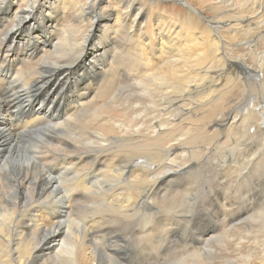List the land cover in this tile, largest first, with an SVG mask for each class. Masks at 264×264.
<instances>
[{
    "label": "bare ground",
    "instance_id": "6f19581e",
    "mask_svg": "<svg viewBox=\"0 0 264 264\" xmlns=\"http://www.w3.org/2000/svg\"><path fill=\"white\" fill-rule=\"evenodd\" d=\"M147 1L0 0V264H264V0Z\"/></svg>",
    "mask_w": 264,
    "mask_h": 264
},
{
    "label": "rangeland",
    "instance_id": "374dc122",
    "mask_svg": "<svg viewBox=\"0 0 264 264\" xmlns=\"http://www.w3.org/2000/svg\"><path fill=\"white\" fill-rule=\"evenodd\" d=\"M152 1H158L162 6H166V5H175L177 9H185V7L187 8V6L182 5V3L180 2L181 0H148V5L152 4ZM191 3H193V5H198L197 4V0H190ZM190 1H188L190 3ZM199 6V5H198ZM197 7V6H195ZM200 12L205 15V14H210L211 11L203 6L202 9H200L199 7H197ZM178 11V10H177ZM194 15L197 17V19L203 23V19L201 18L199 12L194 11L193 12ZM247 27V25H245ZM262 31V32H261ZM260 33L258 32L256 35H254L252 37V42L249 46V49H246V47L248 45H246L245 42H242L241 44H243V48H245V50H242L241 52L238 53H233V56H228L226 53V57L225 60L228 63V65H230L231 67H233V70L242 77V79L249 80L252 81L253 83H258V88H259V92L258 95L255 94L253 95V93L251 94V101H254V103H256V111H255V116L256 118H260V116H262L263 114H261L259 112V110L262 108V111H264V107L262 104H264V86L263 84L261 85L263 78H264V68H261L259 65L261 64V59L258 58L257 56H252L250 50H255V54H259L258 52L264 51V41H259L258 37L259 35H262V37H264V31L261 30ZM17 39H24V36L22 35L17 36ZM242 40H244V38H242ZM257 41V42H256ZM258 43V46L255 44ZM254 44V45H253ZM237 46V45H236ZM255 46V47H254ZM255 48V49H254ZM236 57H241V58H236ZM7 69L9 70V67H7ZM245 76V77H244ZM4 80V82H3ZM7 81V82H6ZM4 83L6 84L4 86ZM9 80L3 77H0V98H2V102L3 101H7L6 99H8V86H9ZM5 93V94H4ZM259 96V98H258ZM263 98V99H262ZM231 102V100H229ZM246 101L247 98H242L235 106V110L236 112H239L240 114H242L245 110V106H246ZM263 101V102H262ZM4 102V104H5ZM229 103V102H228ZM262 103V104H261ZM244 105V107H243ZM262 105L260 108L259 106ZM31 113V114H30ZM36 111H28L27 113H25L22 117L17 116L16 119L13 122L19 121L20 124L22 126H24V124L22 123V121H27L29 122L30 120H33L34 118H36ZM26 115V116H25ZM30 115V116H29ZM20 119H19V118ZM25 117V118H24ZM21 120V121H20ZM218 122H220L219 120H217ZM226 121V120H225ZM224 121V123H225ZM31 123V122H30ZM259 123L261 126L264 125V118H260ZM213 128H219L220 129V133L221 136H223L224 134V130L222 131V128L220 126L214 125V124H210V129ZM112 256V255H111ZM122 257H128V253L122 254ZM129 263V262H128ZM129 264H133V263H129Z\"/></svg>",
    "mask_w": 264,
    "mask_h": 264
}]
</instances>
